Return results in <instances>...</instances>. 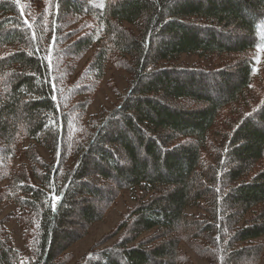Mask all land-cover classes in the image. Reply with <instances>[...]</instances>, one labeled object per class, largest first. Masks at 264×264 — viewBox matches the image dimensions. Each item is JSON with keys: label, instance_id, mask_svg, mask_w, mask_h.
<instances>
[{"label": "trees", "instance_id": "16d2710c", "mask_svg": "<svg viewBox=\"0 0 264 264\" xmlns=\"http://www.w3.org/2000/svg\"><path fill=\"white\" fill-rule=\"evenodd\" d=\"M264 0H0V264H260ZM91 52L84 64L83 59ZM194 56L195 62L186 57ZM128 87L89 114L108 66ZM54 197L56 199H54Z\"/></svg>", "mask_w": 264, "mask_h": 264}, {"label": "rangeland", "instance_id": "374dc122", "mask_svg": "<svg viewBox=\"0 0 264 264\" xmlns=\"http://www.w3.org/2000/svg\"><path fill=\"white\" fill-rule=\"evenodd\" d=\"M263 52L264 47L259 48L257 51V68L262 64ZM90 55L91 52L83 59L81 64H84ZM185 59L187 62L197 61V58L194 56L186 57ZM129 81L130 75L127 70L118 68L115 65H109L104 79L101 81L98 90L92 97V101L89 106V114L91 115L101 111L102 109H110L113 107L119 100V94L124 92L128 87ZM131 205L132 200L130 195L127 192H124L115 204L106 211L104 218L93 224L87 235L70 248L69 252L74 256V259H79L96 243L109 238L111 231L119 222L122 214ZM15 216V206L11 203L0 201V219L4 220L17 249L22 255H24L26 251L23 230ZM182 247L188 251L191 259L190 263L184 264H207L206 261L200 259L193 252H191L185 244H182ZM74 261L71 264H73ZM260 264H264V257L262 258Z\"/></svg>", "mask_w": 264, "mask_h": 264}, {"label": "snow or ice", "instance_id": "6c2138e0", "mask_svg": "<svg viewBox=\"0 0 264 264\" xmlns=\"http://www.w3.org/2000/svg\"><path fill=\"white\" fill-rule=\"evenodd\" d=\"M262 47H264V46H262ZM54 199H56V198L54 197Z\"/></svg>", "mask_w": 264, "mask_h": 264}]
</instances>
